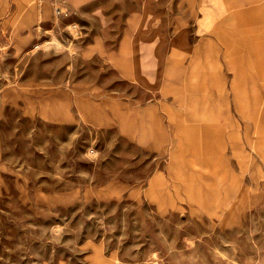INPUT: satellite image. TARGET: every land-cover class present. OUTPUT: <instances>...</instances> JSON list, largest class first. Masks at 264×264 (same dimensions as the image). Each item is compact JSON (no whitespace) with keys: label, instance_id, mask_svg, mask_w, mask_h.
Masks as SVG:
<instances>
[{"label":"rangeland","instance_id":"1","mask_svg":"<svg viewBox=\"0 0 264 264\" xmlns=\"http://www.w3.org/2000/svg\"><path fill=\"white\" fill-rule=\"evenodd\" d=\"M7 24L0 264H264V0H22ZM200 82L199 160L172 123Z\"/></svg>","mask_w":264,"mask_h":264},{"label":"crops","instance_id":"2","mask_svg":"<svg viewBox=\"0 0 264 264\" xmlns=\"http://www.w3.org/2000/svg\"><path fill=\"white\" fill-rule=\"evenodd\" d=\"M21 6L22 0H0V32L2 28L8 26L7 23L16 22L17 12H20ZM2 11L7 12V16L4 15L3 17ZM220 38L226 47V39L238 40L240 44H246L245 38L247 37L232 33L221 35ZM36 48L37 46L33 47V49ZM206 81L212 83L208 77ZM209 90L211 98H209ZM212 95V89H209V85L207 84L205 87L203 82H200V84L192 85L190 89L186 86L185 97L182 96L180 103L179 100L175 101L172 123L175 151L176 153L180 151L185 158L196 156L199 160L204 159L198 152L201 148L202 136L206 137V144H209V136H213L215 133V112ZM94 263L103 264L100 257H96Z\"/></svg>","mask_w":264,"mask_h":264}]
</instances>
